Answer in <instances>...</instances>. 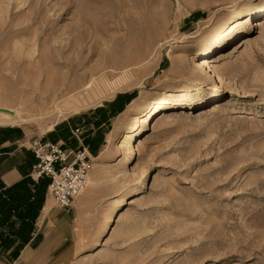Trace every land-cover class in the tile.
<instances>
[{
  "label": "rangeland",
  "instance_id": "obj_1",
  "mask_svg": "<svg viewBox=\"0 0 264 264\" xmlns=\"http://www.w3.org/2000/svg\"><path fill=\"white\" fill-rule=\"evenodd\" d=\"M259 6L264 0H0V113L36 119L0 130L16 131L23 149L63 136L91 156L88 183L76 198L92 197L91 204L68 213L70 253L61 264H264ZM241 9L235 38L208 55L223 81L219 91L199 102L181 98L152 115L144 112L124 131L122 115L139 97L212 83L188 73L202 56L190 67L187 60L222 35L227 18ZM257 19L263 25L249 31L248 23ZM75 72H92L93 78L104 72L108 80L132 85L63 119L48 112L45 101L31 98L65 84ZM76 128L78 138L71 134ZM131 135L132 176L122 180L123 152L112 145ZM94 161L101 168L94 169ZM143 165V191L129 195L96 246L106 214L122 190L140 179ZM44 200L61 210L47 189Z\"/></svg>",
  "mask_w": 264,
  "mask_h": 264
},
{
  "label": "bare ground",
  "instance_id": "obj_2",
  "mask_svg": "<svg viewBox=\"0 0 264 264\" xmlns=\"http://www.w3.org/2000/svg\"><path fill=\"white\" fill-rule=\"evenodd\" d=\"M244 12L245 9H241L235 12L233 15L229 16L226 20V25L223 31L224 33L222 35H219L218 37H214L208 40L204 45H202L198 49L195 56L192 54L187 60L188 61L187 64H188L194 61L195 58L202 56V58L196 60L194 67L189 68L190 71L188 73L192 77L198 76L204 79V81H212L211 84H204L202 86H196V87L173 86L172 88H170L169 90L165 91L163 94L158 96L149 94L148 96L146 95L139 97V99H137L130 106H128L127 108L128 110H126L125 113L122 115L124 122H126V126H125L126 128H124L123 130L128 131L130 130V128H128L129 126L133 127L134 125H136L139 122V115L144 112H148L150 115H152L157 111H159L160 109H162L164 106L170 105L172 102H176L178 99L181 98L182 99L186 98L189 101L193 100L199 102L202 101L204 97H207L209 95H214L217 91H219V89L221 88L220 85L223 84V81L220 78L217 69L215 67L210 68L208 55L215 48L228 44L235 38L236 35L235 33L233 34V29L237 25L235 24V19L243 15ZM262 13H264V6H259L254 14L255 17H258ZM262 25L263 22H261L260 19H257L248 23L247 28L249 31H254L257 27H261ZM42 59L43 62L47 61L43 56ZM178 62L179 64L182 65L185 64V62L183 61H178ZM189 65L190 64H188V66ZM101 70H105V67H102ZM105 74L106 73L102 72L99 75V77L93 78L92 72H90L89 74H84V73L77 74V72H75L74 74L68 77V80L66 81L65 84L60 83L59 85L56 86V88L53 87L52 89H42L40 91L33 92L31 94V98L33 100L40 99L45 101L46 103H48V108H47L48 112L54 113L56 119H63L69 115L78 114L79 112L86 110L89 107L99 102H102L104 100H109L113 97V95L117 91L126 90L132 85V84H124L120 82L119 81L120 79L118 77H115L112 80H108ZM121 74H123V72ZM103 87L105 88L104 90L101 91ZM34 120L36 119L35 118L33 119V117L30 116L24 117L21 114L13 116L5 113H0V127L5 125L28 126L32 124ZM121 122L122 121H118L116 123L115 128H117L118 124ZM54 124L55 121L54 123L50 124L47 127L46 133L52 130ZM141 130L142 129L140 128L139 132H141ZM134 137H135L134 135L128 136L127 139L125 138L126 139L125 141L119 144L116 143L112 145L114 151L123 152V158L120 164L122 166L121 168L122 171L119 172L118 175V177L122 180L129 179L130 176H132L129 171V166L134 159L133 156L135 152V144L133 142ZM110 140H111V135L108 136V140L106 141L110 143L111 142ZM92 167L94 169H98L101 168V164L94 161ZM141 171H144V173L142 174L140 179L137 180L131 188H124L122 190V194L120 198L115 202L114 206L106 214L104 224L99 230L97 236V240L95 243L96 246L102 243L104 236L110 230V224L113 222V216L123 205L126 204L129 195H139L143 191L147 177L145 165L142 166ZM84 257H86V255Z\"/></svg>",
  "mask_w": 264,
  "mask_h": 264
},
{
  "label": "crops",
  "instance_id": "obj_3",
  "mask_svg": "<svg viewBox=\"0 0 264 264\" xmlns=\"http://www.w3.org/2000/svg\"><path fill=\"white\" fill-rule=\"evenodd\" d=\"M57 138L45 141L63 143L71 149L78 147L63 136ZM20 140L16 131L0 130V264H61L70 253V247L66 245L71 237L68 213L87 205L92 197L75 199L68 210H56L44 200L32 229L26 232L27 243L23 244L24 225L18 216L23 211L22 184L25 179L33 182L38 179L30 176L36 160L30 148L23 149L19 145ZM19 183L21 186L15 188ZM27 186L33 193L32 186Z\"/></svg>",
  "mask_w": 264,
  "mask_h": 264
},
{
  "label": "built area",
  "instance_id": "obj_4",
  "mask_svg": "<svg viewBox=\"0 0 264 264\" xmlns=\"http://www.w3.org/2000/svg\"><path fill=\"white\" fill-rule=\"evenodd\" d=\"M79 129L71 131L78 138ZM36 160L31 169L33 179L47 178L48 195L61 210L71 208L73 201L80 196L87 185L91 168L88 149L79 143L71 149L63 143L35 140L29 145Z\"/></svg>",
  "mask_w": 264,
  "mask_h": 264
},
{
  "label": "trees",
  "instance_id": "obj_5",
  "mask_svg": "<svg viewBox=\"0 0 264 264\" xmlns=\"http://www.w3.org/2000/svg\"><path fill=\"white\" fill-rule=\"evenodd\" d=\"M119 111L120 109L117 110V112ZM21 184L19 183L17 186H15V188L16 187L19 188ZM27 184L32 186L33 193H31ZM48 184H49V180L45 177L39 178L37 182H33L31 179L23 180L22 190H23L24 196L22 197V203H21L23 207V211L22 213L18 214L19 218L22 220L23 225H24V229L22 232L23 234H25V235H22L23 244L27 243L28 235L26 236V232H30V230L32 229V224L34 223L37 217L38 211L41 209L43 205ZM20 247H18L17 250ZM13 255L15 256V253Z\"/></svg>",
  "mask_w": 264,
  "mask_h": 264
}]
</instances>
